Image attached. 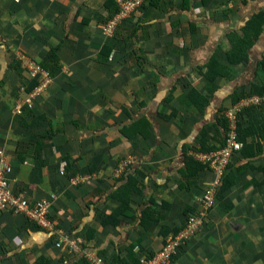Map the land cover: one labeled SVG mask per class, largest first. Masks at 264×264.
Instances as JSON below:
<instances>
[{"label":"crops","instance_id":"1","mask_svg":"<svg viewBox=\"0 0 264 264\" xmlns=\"http://www.w3.org/2000/svg\"><path fill=\"white\" fill-rule=\"evenodd\" d=\"M109 1L112 9L122 0H0V149L14 192L32 203L56 195L57 225L0 213V264H78L82 255L57 246L63 236L107 260H129L130 247L154 254L191 214L204 224L170 264H264V140L254 139L258 157H233L235 184L207 211L202 197L215 177L193 154L200 142L220 145L218 117L245 108L233 95L264 81V0H160L112 34L101 30ZM258 29L248 63L229 64L233 35L247 40ZM214 55L233 74L217 79L201 113L188 95L206 93ZM23 58L52 61L54 72L16 114L34 85ZM244 117L263 120L264 107ZM140 119L147 131L132 127Z\"/></svg>","mask_w":264,"mask_h":264},{"label":"built area","instance_id":"2","mask_svg":"<svg viewBox=\"0 0 264 264\" xmlns=\"http://www.w3.org/2000/svg\"><path fill=\"white\" fill-rule=\"evenodd\" d=\"M150 0H128L120 1L118 6L120 8L119 14L110 21L106 26H102L101 30L112 34L117 25L123 20L129 18L133 13L140 10L144 4ZM29 76L38 81L36 88L31 91L26 99H21L15 106L14 112L22 114L24 108L31 109L35 98L41 93L45 92L53 79L52 74L47 69H44L40 63L34 60L23 58ZM262 103L263 98H254L251 101H245V105L250 102ZM241 107H236L235 110H229L227 116L230 119V129L226 137V144L218 150L201 153L193 152L194 157L202 163L209 166V169L214 174V181L207 188L203 197L202 203L205 211L211 209L215 203L218 190L221 187L223 177H225L227 168L232 161L234 155L242 148V143L238 140V112ZM131 159H128L130 162ZM126 168V163H120L117 169V174L123 172ZM12 168L8 163L5 153L0 149V213L9 212L13 215H23L32 224L40 229L54 231L56 229V221L51 217L52 203L56 195L52 194L50 198L42 199L37 202H31L23 192H14L11 187L10 174ZM62 173L65 170L62 169ZM76 181V180H75ZM205 216L203 214H191L187 217L185 227L178 234L169 236L159 251L152 255L141 254L139 259L141 264H170L173 257L178 254L181 246L187 242L194 233L203 226ZM82 241L71 236H63L57 246L61 249L67 250L74 256L82 255L86 258L89 264H110L105 258L98 255H91L82 246Z\"/></svg>","mask_w":264,"mask_h":264},{"label":"trees","instance_id":"3","mask_svg":"<svg viewBox=\"0 0 264 264\" xmlns=\"http://www.w3.org/2000/svg\"><path fill=\"white\" fill-rule=\"evenodd\" d=\"M122 1H128V0H122ZM159 1L160 0H150L149 2L144 4L143 7L140 10H138L137 12L142 11L147 6L148 7L151 5L156 6ZM113 4L114 3L112 1H109V6L107 7V9H109V11H108L109 14H108L107 18L105 19L104 23L101 24L102 26H106L107 24H109L110 21L115 19V17L119 14L120 8H119L118 4L116 5V7H113L111 9V6ZM137 12L133 13L127 19H130L131 17H133L134 14H136ZM121 23L122 22H120L117 25L116 30L121 25ZM114 31H115V29H114ZM260 32H261L260 29L256 30L254 32V35H252L251 38L248 36H245L247 38H250L247 40H246V38L240 39L236 35H233L232 40H231L233 42V47L231 49H229V51H227V53H226V56L228 57V60H229V64L238 65L241 63H248L249 49L252 46L253 41L258 38V35ZM249 34H250V31L247 30V35H249ZM51 62L52 61L42 63V67L44 69H47L48 71H50V73L53 75L54 69L51 67ZM258 66H259V69L261 68L264 72V60H262ZM232 74H233L232 68L230 67V65H224V64L220 63L217 60L215 55L210 58L209 62L207 63V70L203 75L204 78L206 79V81H208V85L205 86L206 93L201 94L197 91H193V92L191 91L188 95L189 98L191 99V101L193 102L194 106H196V108L201 113H203L205 111L206 107L209 104V99L212 98L214 93L217 91V85H216L217 79L220 77L231 78ZM33 83H34V85L30 89V92L36 88V86L38 85V81L34 80ZM33 87H34V89H33ZM233 96H235L234 102H237L243 98L247 99V100L245 99V101H251V99H254L256 97L257 98H263L264 97V81L261 83H252L249 91H247L244 94L235 93ZM244 106H245V108H244V110H242L244 113L241 112L238 115V127H237L238 140H239V142L242 143V148L236 154L241 153L243 158H247L248 156L256 158L261 153V146L258 145L259 143L256 140L254 141V139L258 138V140H264V119L263 120L261 119L256 123H254L255 121L252 120L251 122H249L248 124L245 125V122H244L245 117L244 116L249 115V114L255 112L256 110H261L264 107V102L256 103L253 101V102H250L249 105H247V106L244 105ZM222 111L223 110H221L220 113ZM217 121L219 122V125L223 128V131H224V136H223V139L221 140L220 145L214 147L213 149H211L210 147L205 149V145L202 142H200L198 148L194 147L193 150L195 152L209 153V152L218 150L219 148H222L224 146V144H226V137H227L228 131L230 129V119L227 116V114H225L224 116L222 115V116L218 117ZM148 126H149V121L147 119H140V120H138L132 124V127H136L139 130L143 129L144 131H147ZM202 137L204 138L205 136L202 135ZM250 138L253 139L251 142L248 141V139H250ZM192 158H194V157H192ZM194 159L197 161L196 163H198V165L201 166V168H208L209 169L208 165L202 163L201 161L197 160L196 158H194ZM232 166H233V163L231 161L229 164V167L227 168L225 177H223L221 187L218 190L217 196L221 192L226 191L227 189H229L230 187H232L235 184V182L232 178V174H233L232 173V170H233ZM262 171L264 172V167L262 168ZM122 175H124V174H122ZM120 178H122V177H120ZM131 182L132 183L134 182V179L132 176L129 177V181L125 185L129 186ZM126 189L127 188L125 186H121L119 188V192L123 193ZM144 218H145V215H144ZM144 218L142 217V219H144ZM142 224L144 226H147L145 219L143 220ZM184 227H185V225H184ZM181 230H183V229H181ZM180 231L179 230L175 231L173 233V235L178 234ZM167 238L168 237H166V239ZM164 243H165V241H164ZM132 250H133V252H132ZM149 255H152V254H149ZM128 256H129V260H127V259L126 260H124V259L107 260L106 259V260L108 262H110V264H141L140 259H139L140 254L137 256L136 253L134 252L133 247H130ZM78 264H89V262L87 261L86 258L82 257L78 261Z\"/></svg>","mask_w":264,"mask_h":264},{"label":"rangeland","instance_id":"4","mask_svg":"<svg viewBox=\"0 0 264 264\" xmlns=\"http://www.w3.org/2000/svg\"><path fill=\"white\" fill-rule=\"evenodd\" d=\"M195 233H196V232H195ZM195 233H194V235H195ZM194 235H193V236H194ZM158 251H159V250H158Z\"/></svg>","mask_w":264,"mask_h":264}]
</instances>
